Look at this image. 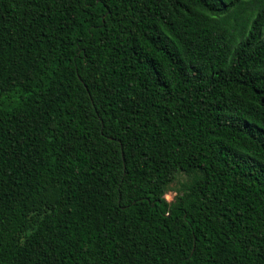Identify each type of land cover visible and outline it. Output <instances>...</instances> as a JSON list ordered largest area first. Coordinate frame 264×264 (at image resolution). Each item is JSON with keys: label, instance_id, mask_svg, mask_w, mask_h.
Listing matches in <instances>:
<instances>
[{"label": "trees", "instance_id": "obj_1", "mask_svg": "<svg viewBox=\"0 0 264 264\" xmlns=\"http://www.w3.org/2000/svg\"><path fill=\"white\" fill-rule=\"evenodd\" d=\"M0 264H264V0H0Z\"/></svg>", "mask_w": 264, "mask_h": 264}, {"label": "rangeland", "instance_id": "obj_2", "mask_svg": "<svg viewBox=\"0 0 264 264\" xmlns=\"http://www.w3.org/2000/svg\"><path fill=\"white\" fill-rule=\"evenodd\" d=\"M185 181H187V178H186V176H185L184 174H178V175H177L175 182L172 184V189H171V191H169L168 194H167V198H168L169 200H172V199H173L174 195L176 194V193H175V190H176L178 187H180V185H181L182 183H184Z\"/></svg>", "mask_w": 264, "mask_h": 264}]
</instances>
